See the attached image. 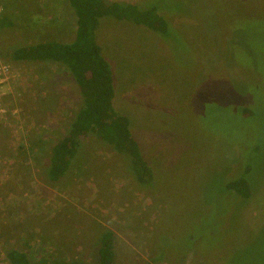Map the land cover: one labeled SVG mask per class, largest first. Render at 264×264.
Segmentation results:
<instances>
[{"label": "rangeland", "instance_id": "374dc122", "mask_svg": "<svg viewBox=\"0 0 264 264\" xmlns=\"http://www.w3.org/2000/svg\"><path fill=\"white\" fill-rule=\"evenodd\" d=\"M158 1L168 36L113 18L97 31L115 107L154 172L142 186L95 137L67 177L48 178L80 90L65 67L10 54L73 42L77 18L67 0H0L11 71L0 83V264L11 250L34 264H98L106 231L116 264H264V0ZM241 178L245 196L228 189Z\"/></svg>", "mask_w": 264, "mask_h": 264}, {"label": "trees", "instance_id": "16d2710c", "mask_svg": "<svg viewBox=\"0 0 264 264\" xmlns=\"http://www.w3.org/2000/svg\"><path fill=\"white\" fill-rule=\"evenodd\" d=\"M67 1L77 18L73 42L37 43L17 48L10 54L14 62H50L65 67L80 90L81 108L67 134L51 148L46 174L54 182L67 177L86 139L95 137L128 159L140 185L150 186L154 181V172L133 136L131 119L115 107L114 73L98 43L97 31L104 18L144 26L161 36H168L170 24L160 14L161 5L158 0H148L144 6L107 0ZM79 168L74 170L78 171ZM247 187L245 178L228 185L229 190L240 196L246 195ZM8 260L10 264H34L28 254L19 250H11ZM98 264H116L115 236L112 231L101 234Z\"/></svg>", "mask_w": 264, "mask_h": 264}, {"label": "built area", "instance_id": "2783aa9c", "mask_svg": "<svg viewBox=\"0 0 264 264\" xmlns=\"http://www.w3.org/2000/svg\"><path fill=\"white\" fill-rule=\"evenodd\" d=\"M10 77H11L10 67L2 59V56L0 55V83L4 84Z\"/></svg>", "mask_w": 264, "mask_h": 264}]
</instances>
